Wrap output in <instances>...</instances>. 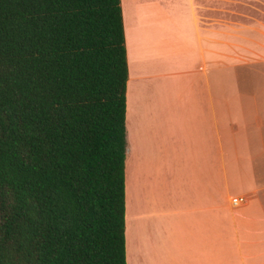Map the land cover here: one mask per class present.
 <instances>
[{
    "label": "crops",
    "instance_id": "0c3cea01",
    "mask_svg": "<svg viewBox=\"0 0 264 264\" xmlns=\"http://www.w3.org/2000/svg\"><path fill=\"white\" fill-rule=\"evenodd\" d=\"M121 7L126 264L135 240L138 264H264V194L226 192L228 153L264 123V0Z\"/></svg>",
    "mask_w": 264,
    "mask_h": 264
},
{
    "label": "trees",
    "instance_id": "16d2710c",
    "mask_svg": "<svg viewBox=\"0 0 264 264\" xmlns=\"http://www.w3.org/2000/svg\"><path fill=\"white\" fill-rule=\"evenodd\" d=\"M121 0H0V264H126Z\"/></svg>",
    "mask_w": 264,
    "mask_h": 264
},
{
    "label": "rangeland",
    "instance_id": "374dc122",
    "mask_svg": "<svg viewBox=\"0 0 264 264\" xmlns=\"http://www.w3.org/2000/svg\"><path fill=\"white\" fill-rule=\"evenodd\" d=\"M259 98H262L261 91ZM259 112L260 115H263L261 116L264 119V109L261 106L259 107ZM262 122H260V125H262L259 130L260 133L254 132L256 136L260 134L257 141L255 136L252 142H248L245 138H242V142L240 140L236 149L238 152L228 153L230 157V169L232 170H230V174L226 171V176L228 174L226 177V192L235 196L232 198V203L235 205H240L244 202V197L242 195L255 193L264 194V153H262L264 152V138H262V136L264 137V123L262 124ZM228 149L235 150V147H230ZM139 248L137 240L131 241L128 248L129 260L136 259L133 261H136L137 264L139 256H143V250L141 251ZM159 254L160 252L156 254L153 253L152 256L158 257Z\"/></svg>",
    "mask_w": 264,
    "mask_h": 264
},
{
    "label": "built area",
    "instance_id": "2783aa9c",
    "mask_svg": "<svg viewBox=\"0 0 264 264\" xmlns=\"http://www.w3.org/2000/svg\"><path fill=\"white\" fill-rule=\"evenodd\" d=\"M235 201H236V200H235ZM235 201H234V202H235Z\"/></svg>",
    "mask_w": 264,
    "mask_h": 264
}]
</instances>
